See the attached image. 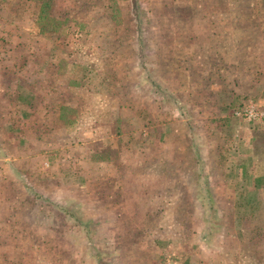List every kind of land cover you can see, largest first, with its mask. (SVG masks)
<instances>
[{"label":"rangeland","instance_id":"obj_1","mask_svg":"<svg viewBox=\"0 0 264 264\" xmlns=\"http://www.w3.org/2000/svg\"><path fill=\"white\" fill-rule=\"evenodd\" d=\"M114 2L52 0L51 16L68 23L52 32L36 24L34 0H0V264H203L209 240L229 264H264L244 257L245 242L214 240L225 223L246 238L253 222L233 219L255 215L264 242V0H139L138 26L130 1ZM209 49L244 66L217 65ZM175 60L200 74L179 83ZM249 102L262 115L248 118ZM178 109L194 158L219 144L252 173L229 171L232 214L210 191L194 200L189 154L174 166L162 156Z\"/></svg>","mask_w":264,"mask_h":264},{"label":"crops","instance_id":"obj_2","mask_svg":"<svg viewBox=\"0 0 264 264\" xmlns=\"http://www.w3.org/2000/svg\"><path fill=\"white\" fill-rule=\"evenodd\" d=\"M141 19H145V17L141 18ZM135 20V19H134ZM228 31V29H226ZM136 31L138 32V29L136 28ZM139 31H142V29H139ZM217 32L219 33H227L224 32L223 28H208L205 30V32H200V33H204L207 36H211V35H216ZM206 41V45H208V47L211 48V46H215L214 43L211 44V38H205ZM140 49V48H139ZM225 52H223V50H221L220 52L214 53L213 49H209V51L207 52L206 50V57L207 58H211L214 62H216L217 65H221V64H225L227 63V59L224 58V56L226 54H224ZM199 56L200 55H204L202 53H197ZM196 53L194 55H197ZM246 55V51L244 50V54H243V58H245ZM231 59L233 61H230L231 63H227L229 65H237L238 62V58H228ZM191 61V60H190ZM234 63V64H233ZM245 61L242 62V65H237V68H240L242 66H244ZM180 65V66H178ZM215 65V66H217ZM170 66L173 67L174 72L178 73L179 77L176 79L179 83H181L183 80L188 79L189 80H193L196 78V76L198 74H196V69L194 70V67L190 64V70L188 67H184L183 63L181 62H177L175 60V62L170 63ZM179 67V68H178ZM189 70V71H188ZM202 71V70H201ZM221 69L219 68L216 75H220L221 74ZM209 72V71H208ZM212 74L215 75V71H211ZM201 75H205L204 73H201ZM239 82V81H237ZM233 84H236V82H234ZM235 88H237V92L239 91V86H235ZM202 91L204 92V95L202 96V101L201 103L206 105L207 107V114L212 112V110H210V107L214 108V101H213V94L209 93V87H206L205 82L203 81V85H202ZM191 93H193L192 90H190ZM189 94L188 91H186V95L184 97H187ZM192 96V100H196L197 98V94L196 95H191ZM145 97L150 98L151 100H153V102H155L158 106L161 104V95H156V92L152 91V93L148 94L145 93ZM223 99V98H221ZM216 104V103H215ZM179 110V109H178ZM221 108L218 110H215L214 112H220ZM175 117H177V124L179 125V128L177 126H174V129H165L169 131V134L171 132V134H173V138H172V142L170 144L168 143H163L161 142V144L159 146L161 150H164L165 152H163L162 156L165 155L169 158V163L174 166L177 162H180L181 159H179L177 156L179 153H181L182 151H185L187 153V155L189 154V164L191 167V170L194 169L197 165V159L194 158L193 155V150L191 149L190 146V130L192 129V122L188 121L187 123H184L185 120L182 119V113L179 111L175 112ZM180 117V118H179ZM232 130H235L234 128H232ZM183 131V137H179L178 135L180 134V132ZM166 133V132H165ZM164 133V134H165ZM170 134V135H171ZM185 138V139H184ZM185 140V143L182 144V142ZM169 142V141H168ZM168 145V146H167ZM206 148L207 150L210 149V155L207 156V154H205V156H203V159L200 157V160L203 162V168L201 169V172L203 173V175L206 178V183H205V187L203 189L199 188L197 189V192H195L194 188V193L191 192V195H193L194 200H196V195H201L203 192H205L206 194H208V191L211 192L212 195H215L214 199L217 200V202L222 203L223 201H227V204H229L227 207H229L227 211H229L228 214H232V212H234L235 210H237V208L235 207V203L232 202L233 200L230 199L227 195L231 193V191H227L225 186L227 185V180H229V171L230 170H234L236 171V177L239 179L241 178H245V176L249 175L252 176V173H247V174H241V170H242V166H240V164L237 165V163L235 162H227V156H223V153H221V151L219 150V148L221 149V146H219V144H216L213 148L211 147L210 144H206ZM222 150V149H221ZM171 151V152H170ZM224 152V151H223ZM248 152V150H247ZM172 155H173V160L172 159ZM193 157V158H192ZM235 164V165H234ZM235 166V167H234ZM246 169V168H245ZM256 169V167H255ZM194 171V170H193ZM192 171V173H193ZM258 174L257 170H254V176L256 177H260ZM257 179V178H256ZM191 184H193V181L191 182ZM194 186V184L192 185ZM197 202V201H196ZM198 204V202H197ZM199 205V204H198ZM256 205V204H255ZM200 206V205H199ZM252 209L256 210L254 204H252ZM257 214V213H256ZM259 214H264V208H262L260 210V212H258ZM235 217V216H233ZM253 220V221H250ZM255 219V220H254ZM259 218H257L255 215L253 216V218H245V220H235L233 219V226L236 225H247L250 222H253L252 226V230L249 229V236H247L246 238L243 237V235L241 234L240 228L237 227L238 229L234 228L232 231L227 230V228H225V224L222 225V228L220 230L219 233H217L216 237L214 240L223 238H229L232 239L233 241H235L236 243L239 244H243L244 242L246 243V245H248L251 249L252 252L247 255L244 256L243 254H239L238 256L241 257V255H243L244 257H250L252 260H256L258 257H264V250L261 249V245L264 244V242L258 238V236L255 233L254 230V226L259 223V221H257ZM231 219H229V223ZM232 224V223H231ZM205 228V224L202 227V229ZM252 234V235H251ZM200 241L201 243H204L205 241H203V234L201 232V236H200ZM210 241V240H209ZM208 241V246L206 247L207 243L205 244V248L203 250V252L201 253V257H202V261L203 264H229L228 262V258L229 256L227 255V253L225 251H222L219 249H214L216 246H214L215 244L212 243V241L209 242ZM217 243V241H216ZM212 246V247H210ZM236 256L232 257V259H235ZM245 259V258H244Z\"/></svg>","mask_w":264,"mask_h":264},{"label":"trees","instance_id":"obj_3","mask_svg":"<svg viewBox=\"0 0 264 264\" xmlns=\"http://www.w3.org/2000/svg\"><path fill=\"white\" fill-rule=\"evenodd\" d=\"M34 1L37 4L36 8H38L39 10L37 13L36 24L39 25L42 31L58 32L68 27L67 19L59 20L51 16L50 10L52 8V0H34ZM109 1L114 2L115 0H109ZM129 1H130V8L132 10V14L135 17L134 19L137 22V26H138L144 21V19L143 21L141 20V18H143V14L141 13V10H140L139 0H129ZM195 158L197 159V166H196V171L194 173V177L192 181H193L195 189L199 188L200 190L205 187L206 178L201 172V169L203 168V162L200 160V157L196 153H195ZM27 190H29L28 187H27ZM33 195L35 197L38 196L37 193H33ZM198 196L199 195H196V201H198V203L200 204L201 202ZM69 214L71 216L72 212H69ZM73 216L75 215L73 214ZM209 217L211 216H206V219L208 221H209ZM207 228H208V225H207ZM207 228L204 230L203 241H206V239L209 236V232Z\"/></svg>","mask_w":264,"mask_h":264},{"label":"built area","instance_id":"obj_4","mask_svg":"<svg viewBox=\"0 0 264 264\" xmlns=\"http://www.w3.org/2000/svg\"><path fill=\"white\" fill-rule=\"evenodd\" d=\"M248 118L255 117L262 115V112L257 110L256 106H254L251 102L247 104L245 109L243 110ZM237 114H240L239 111L236 112Z\"/></svg>","mask_w":264,"mask_h":264}]
</instances>
